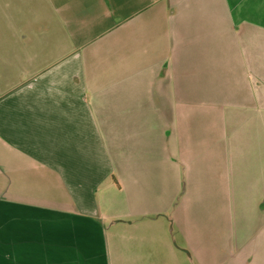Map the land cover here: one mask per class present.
<instances>
[{
    "label": "crops",
    "instance_id": "obj_1",
    "mask_svg": "<svg viewBox=\"0 0 264 264\" xmlns=\"http://www.w3.org/2000/svg\"><path fill=\"white\" fill-rule=\"evenodd\" d=\"M0 264H264V0H0Z\"/></svg>",
    "mask_w": 264,
    "mask_h": 264
}]
</instances>
